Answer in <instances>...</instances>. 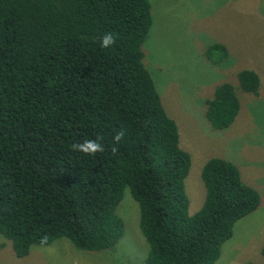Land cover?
<instances>
[{
  "label": "trees",
  "instance_id": "trees-1",
  "mask_svg": "<svg viewBox=\"0 0 264 264\" xmlns=\"http://www.w3.org/2000/svg\"><path fill=\"white\" fill-rule=\"evenodd\" d=\"M151 22L149 0H0V234L16 256L59 238L85 251L114 247L128 188L145 264H213L234 224L259 206L235 164L212 157L200 172L203 204L188 213L191 158L143 62ZM106 33L115 35L107 48ZM207 54L219 61L227 50L213 43ZM236 79L205 100L215 130L233 123L240 92L259 93L256 71ZM97 139L104 151L95 155L72 148Z\"/></svg>",
  "mask_w": 264,
  "mask_h": 264
},
{
  "label": "rangeland",
  "instance_id": "rangeland-1",
  "mask_svg": "<svg viewBox=\"0 0 264 264\" xmlns=\"http://www.w3.org/2000/svg\"><path fill=\"white\" fill-rule=\"evenodd\" d=\"M152 22L143 43L149 70L167 114L176 122L179 145L191 166L184 180L188 213L203 204L200 176L204 162L220 157L235 164L241 179L257 190L259 206L239 219L213 264H264V0H149ZM221 43L227 55L209 59L210 44ZM242 69L260 78L257 96L240 92L233 123L215 130L205 117V100L219 84L237 82ZM124 222L117 244L99 251L79 250L66 238L32 245L15 255L0 234V264H145L148 244L138 220L139 208L128 188L116 209Z\"/></svg>",
  "mask_w": 264,
  "mask_h": 264
},
{
  "label": "clouds",
  "instance_id": "clouds-1",
  "mask_svg": "<svg viewBox=\"0 0 264 264\" xmlns=\"http://www.w3.org/2000/svg\"><path fill=\"white\" fill-rule=\"evenodd\" d=\"M115 43V35L113 33H106L102 37V47H110ZM124 130L121 129L114 137L115 142L118 144L124 137ZM72 148L77 151H81L87 155H95L96 153L103 152L104 146L97 140H85L82 143H76L72 145ZM113 153L117 151L116 147L112 149Z\"/></svg>",
  "mask_w": 264,
  "mask_h": 264
}]
</instances>
